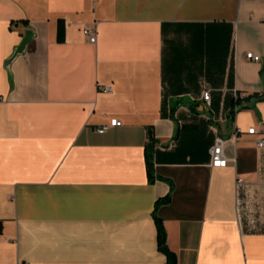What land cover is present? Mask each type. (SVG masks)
<instances>
[{
  "label": "crops",
  "instance_id": "obj_1",
  "mask_svg": "<svg viewBox=\"0 0 264 264\" xmlns=\"http://www.w3.org/2000/svg\"><path fill=\"white\" fill-rule=\"evenodd\" d=\"M263 67L264 0H0V264H264Z\"/></svg>",
  "mask_w": 264,
  "mask_h": 264
},
{
  "label": "built area",
  "instance_id": "obj_2",
  "mask_svg": "<svg viewBox=\"0 0 264 264\" xmlns=\"http://www.w3.org/2000/svg\"><path fill=\"white\" fill-rule=\"evenodd\" d=\"M84 32L85 34L88 36L89 40L92 42H96L97 41V37H98V30H97V25L95 24L93 27H85L84 28ZM247 56L249 58H252L254 60H259L260 59V55L259 54H255L254 52H247ZM101 89L103 91L106 92H111L112 91V86L111 85H102ZM242 96L246 95V94H241ZM203 98L206 100V102L208 104L211 103V89L209 87H205L203 90V94H202ZM239 106L236 105V109ZM122 123V120L120 118L114 117L111 118L109 123H105L101 126L98 127V131L99 132H104L106 131L110 126L113 125H119ZM250 133H256L257 132V128L252 126L249 128L248 130ZM224 143H225V139L218 134L216 136L215 139V143L211 148V164L214 166H226L229 162V158L226 156L225 154V150H224ZM258 144L259 146H263L264 145V139H260L258 140ZM175 145L174 141H171L169 143H160L159 147L160 148H170L172 146ZM244 182V178L239 177L237 179V184L241 185Z\"/></svg>",
  "mask_w": 264,
  "mask_h": 264
},
{
  "label": "trees",
  "instance_id": "obj_3",
  "mask_svg": "<svg viewBox=\"0 0 264 264\" xmlns=\"http://www.w3.org/2000/svg\"><path fill=\"white\" fill-rule=\"evenodd\" d=\"M61 36H62V28H61ZM263 78H264V67L261 70ZM264 98V93L262 94H249L242 96L240 93L237 95L235 100V106L238 105L239 107H245L250 106L255 103L256 100ZM236 109L234 108L229 116L230 119H234ZM147 164L149 168V173L151 177H154L153 175V152L151 149L147 150ZM169 196H166L165 198L159 200V201H165L168 200ZM158 223V240H159V247L164 250L168 255V264H177V256L176 254L169 248L167 244V238H166V230L163 225V221L161 218H157Z\"/></svg>",
  "mask_w": 264,
  "mask_h": 264
},
{
  "label": "water",
  "instance_id": "obj_4",
  "mask_svg": "<svg viewBox=\"0 0 264 264\" xmlns=\"http://www.w3.org/2000/svg\"><path fill=\"white\" fill-rule=\"evenodd\" d=\"M33 35H34L33 30L28 29L24 39L22 40V42L15 48L13 54L8 58V60H7L8 65L13 61V59L19 53H21L25 50L27 43L32 39Z\"/></svg>",
  "mask_w": 264,
  "mask_h": 264
}]
</instances>
